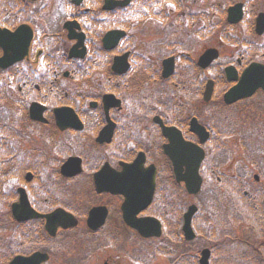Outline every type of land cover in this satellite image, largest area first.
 I'll use <instances>...</instances> for the list:
<instances>
[{"label":"flooded vegetation","instance_id":"af4514ba","mask_svg":"<svg viewBox=\"0 0 264 264\" xmlns=\"http://www.w3.org/2000/svg\"><path fill=\"white\" fill-rule=\"evenodd\" d=\"M11 1L0 0V29L26 25L32 39L24 57L0 67L3 94L17 96L14 112L4 108L0 134V157L12 162L5 176L14 183L5 197V227L11 224L4 231L6 264L35 253L47 256L41 264H200L204 250L207 264H227L222 256L232 243H217V231L227 228L225 212L215 204L210 215H201L197 197L211 182L212 191L227 193L230 218L257 208L264 223V164L257 160H264L258 146L264 143V31L255 30L260 12L253 27L246 26L258 40L229 49L226 30L201 44L206 27L193 28L194 21L202 4L203 16L222 12L228 24V10L239 5L234 15L240 16L243 2L221 10L210 0H172L166 10H155L156 0H112L108 6L116 7L109 10L105 0H60L52 19L55 0ZM158 15L192 22L191 30L182 20L174 23L176 40L164 42L169 51L160 58L129 24ZM114 30L123 36L106 38ZM185 30L199 45L192 55L183 48ZM237 145L243 157L235 156ZM201 150L200 190L189 195L175 172L184 176ZM219 151L226 156L222 172L209 164ZM21 198L41 215L58 212L50 221L53 235L45 218L28 217ZM14 204L20 205L18 221ZM191 205L197 211L187 234ZM128 222L145 224V233Z\"/></svg>","mask_w":264,"mask_h":264},{"label":"rangeland","instance_id":"374dc122","mask_svg":"<svg viewBox=\"0 0 264 264\" xmlns=\"http://www.w3.org/2000/svg\"><path fill=\"white\" fill-rule=\"evenodd\" d=\"M56 3L52 4V8L51 11L49 12V17L51 16V18L53 19V16H57V14H59V9L61 8L60 6V0H55ZM172 0H156L155 3L153 4L154 9L158 10H166V8L171 7V4L169 3ZM178 1V0H175ZM190 1V0H188ZM10 2H12L10 0ZM235 2H243L244 3V8H245V15L247 16L246 20L243 23H239L237 26H226V22H225V16L221 13L216 14L215 16L211 17V16H203V11L204 9H202V4H200V9L198 10V13H200L199 17L196 18V20L194 21V27H200V30H202L203 28H205V31L201 32L202 33V39L200 40L201 44L203 42H208L209 40H211L213 37L217 38V40H219V37L221 38L222 31L226 30L228 35H229V39H228V44H226L225 46L228 47L229 49H233L237 43L239 41L242 40H252V41H256L258 40L257 38L253 37V33H248L247 32V25H251L253 23V19L254 16L258 13L263 11L264 12V0H210L207 1L208 4H216V5H220L221 10H223V8H225L227 5L229 4H233ZM5 6V4H4ZM198 6V5H197ZM209 9L208 6H206V10ZM219 12V11H218ZM168 20H161V16L158 15V17H153V18H145V17H138L135 19H132L129 24H134L133 29H131V31H136L138 33L139 36L142 35V41L147 43L148 47L150 48V46L152 47V56L153 57H165L168 54V46L166 47V44L164 43L165 41L168 40H176V37L173 33L170 32V30H172L174 26L175 22L180 23V21L182 20V22L187 25L188 29H192L191 28V20L189 21L188 19H191V17L189 16H184L183 18H180L179 16H170V17H166ZM124 21H128V18H124ZM170 23H169V22ZM145 26V27H144ZM138 27H140L138 29ZM175 27V26H174ZM251 27H253L251 25ZM144 30L147 31L146 34H144ZM187 30V29H186ZM186 30L184 31V37L182 38V41L184 42L183 44V48L188 50V52L192 55L199 47V45H197V43H195L192 37H187L186 36ZM209 30V32H208ZM167 34H169L168 38H167ZM164 35V38H162V36ZM182 35V34H181ZM192 36V35H191ZM203 37H206L205 39H203ZM219 43V42H218ZM229 49L224 48L223 51H228ZM150 54V53H149ZM256 58V57H253ZM221 63L225 64L226 62L224 61V58H222ZM183 72L187 73V66H183ZM4 81H0V134L3 132V124H1V120L3 119V115L5 114V109L4 106H6L7 104V108H9L10 110H12L13 112L15 111V109L17 108L16 106V100H17V96L16 94H10L8 97L5 96L6 93V87L3 85ZM11 87V86H8ZM14 88V87H13ZM9 106V107H8ZM28 125V126H27ZM32 127L31 124L27 123L25 125V128H30ZM9 138H11V135L9 136ZM240 140V139H239ZM252 143V142H251ZM14 148L16 147V144L13 142L12 143ZM258 146H261V150H263L264 153V143L263 142H259ZM240 146L243 148L242 145H237V151L234 150V154L236 156V154L240 153L239 156L243 157L244 154L242 153L243 151L240 152ZM234 149V148H233ZM236 149V148H235ZM258 157L260 158V153L258 155ZM260 163L264 164V160H260L257 159ZM229 159L227 160L228 163ZM209 164H213L212 166H214V168L216 166H220L219 171L218 172H222V170L224 171L225 166H226V156L224 151H219L217 155L212 156ZM12 168V162L11 161H2L0 163V173L1 172H5V169ZM6 184H11L10 180L6 181ZM209 185V187L207 186ZM205 189H202V192L199 194V196L197 197L198 202L200 203V208L202 209V215H204V211H208L211 207V205L213 203H219L222 202L221 198H226L225 194H220L218 192H216V190H211L210 189V185L211 182L207 183ZM213 185V183H212ZM5 189L0 191V197L4 196L5 194ZM215 203V204H216ZM244 232L248 233V229L244 230Z\"/></svg>","mask_w":264,"mask_h":264},{"label":"water","instance_id":"95a60500","mask_svg":"<svg viewBox=\"0 0 264 264\" xmlns=\"http://www.w3.org/2000/svg\"><path fill=\"white\" fill-rule=\"evenodd\" d=\"M121 5H125V2H121ZM114 6L115 4L114 5L111 4L110 6H108V1H106L105 8L112 9ZM236 10L240 13L239 5L232 7L228 10V20L230 22H236L238 19H240V16L234 15ZM257 24L262 25L260 29L262 31V28H264V14H260L258 16ZM28 30L29 29L26 26H21L14 33H11L5 30H0V47L3 50V57L0 59V67H6L7 65H11L14 62L18 61L20 58H22L26 54L28 43L30 42V39H31V33ZM23 35L25 39L23 41V45L20 46L19 38L22 37ZM110 35L114 36L115 39L117 40L123 35V33L122 32H111L106 36V38ZM213 57H215V55ZM261 72L264 73V67L263 69H261ZM201 159H202V151H200V157L197 156L194 159V161L191 162L190 167H187L186 175L184 177L182 178L178 177V175L176 174L178 179L184 180L185 186L189 192L190 191L196 192L199 190L200 179L197 174V168H198V165ZM175 169H176V166H175ZM16 210H17V207L14 208V215L17 217ZM35 216H38V215H35ZM48 223H49V220H48ZM132 226L138 229V231H140L141 233H145L144 229L143 230L141 229L146 226L145 224L134 223ZM42 259L43 257L39 255H34L30 258H25V259L16 258L11 262V264H22V263L38 264Z\"/></svg>","mask_w":264,"mask_h":264},{"label":"trees","instance_id":"16d2710c","mask_svg":"<svg viewBox=\"0 0 264 264\" xmlns=\"http://www.w3.org/2000/svg\"><path fill=\"white\" fill-rule=\"evenodd\" d=\"M245 253L238 252L233 260V264H264V247L257 244Z\"/></svg>","mask_w":264,"mask_h":264}]
</instances>
